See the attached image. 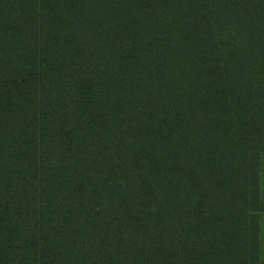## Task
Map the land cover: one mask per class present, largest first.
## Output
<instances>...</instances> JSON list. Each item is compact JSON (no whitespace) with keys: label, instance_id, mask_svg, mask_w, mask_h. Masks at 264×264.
<instances>
[{"label":"trees","instance_id":"16d2710c","mask_svg":"<svg viewBox=\"0 0 264 264\" xmlns=\"http://www.w3.org/2000/svg\"><path fill=\"white\" fill-rule=\"evenodd\" d=\"M264 0H0V264H264Z\"/></svg>","mask_w":264,"mask_h":264},{"label":"crops","instance_id":"0c3cea01","mask_svg":"<svg viewBox=\"0 0 264 264\" xmlns=\"http://www.w3.org/2000/svg\"><path fill=\"white\" fill-rule=\"evenodd\" d=\"M264 214L262 215V228H261V238H262V247L264 248V219H263Z\"/></svg>","mask_w":264,"mask_h":264},{"label":"rangeland","instance_id":"374dc122","mask_svg":"<svg viewBox=\"0 0 264 264\" xmlns=\"http://www.w3.org/2000/svg\"><path fill=\"white\" fill-rule=\"evenodd\" d=\"M263 219H264V216H263Z\"/></svg>","mask_w":264,"mask_h":264}]
</instances>
